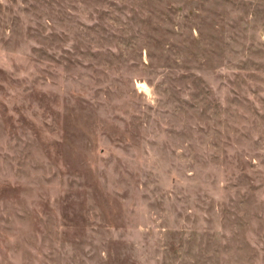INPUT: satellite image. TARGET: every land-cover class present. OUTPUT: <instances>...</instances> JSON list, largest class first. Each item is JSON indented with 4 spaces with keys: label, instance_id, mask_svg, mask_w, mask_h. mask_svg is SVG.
Listing matches in <instances>:
<instances>
[{
    "label": "rangeland",
    "instance_id": "1",
    "mask_svg": "<svg viewBox=\"0 0 264 264\" xmlns=\"http://www.w3.org/2000/svg\"><path fill=\"white\" fill-rule=\"evenodd\" d=\"M0 264H264V0H0Z\"/></svg>",
    "mask_w": 264,
    "mask_h": 264
}]
</instances>
